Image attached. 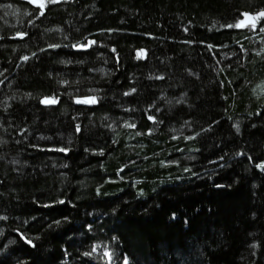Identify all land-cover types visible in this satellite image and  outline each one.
Masks as SVG:
<instances>
[{
  "label": "trees",
  "instance_id": "1",
  "mask_svg": "<svg viewBox=\"0 0 264 264\" xmlns=\"http://www.w3.org/2000/svg\"><path fill=\"white\" fill-rule=\"evenodd\" d=\"M42 3L0 0V264H264V0Z\"/></svg>",
  "mask_w": 264,
  "mask_h": 264
},
{
  "label": "snow or ice",
  "instance_id": "2",
  "mask_svg": "<svg viewBox=\"0 0 264 264\" xmlns=\"http://www.w3.org/2000/svg\"><path fill=\"white\" fill-rule=\"evenodd\" d=\"M30 2L35 3L36 0H30ZM39 7H41V8L44 7V4H43V3H40V4H39ZM244 15H245L246 17H248V23H249L251 26L255 27L257 20H264V9H260V10H258V11L255 13V15H251V14H249V13H244ZM262 31H264V29H262ZM51 47H54V46H51ZM73 47H76V45H73ZM80 47H84V46L81 45ZM25 59H27V58H25ZM126 94H127V93H126ZM77 102H80V101H77ZM84 102H85V103H95V98H92L91 100H86V101H84ZM43 103L50 104V103H55V101H54V100H47V99H45V100L43 101ZM149 119H153V117H149ZM78 127H79V126H77V128H78ZM61 150L64 151V149H61ZM217 187H223V185H217ZM61 203H63V201H61ZM65 219H67V218L65 217ZM56 223H59V221H56ZM26 243L29 244V245H32V244H33L32 240H30V239L26 240ZM33 246H34V245H33ZM85 255H91V254H90V253H86ZM105 255L108 256L109 260L111 261V259H112V255H113V254L110 253V252H106ZM124 264H128L127 257H125V259H124Z\"/></svg>",
  "mask_w": 264,
  "mask_h": 264
},
{
  "label": "water",
  "instance_id": "3",
  "mask_svg": "<svg viewBox=\"0 0 264 264\" xmlns=\"http://www.w3.org/2000/svg\"><path fill=\"white\" fill-rule=\"evenodd\" d=\"M20 1L26 2V3H28L31 6H38L39 7V4L42 3L43 0H36L35 3L30 2V0H20ZM80 46L81 45H77L76 47H74V50H76V51H83V50H87V48H88V45L87 44L86 45H83L84 47H80ZM45 99H47V100H54L51 97H44V98H42V104L43 105L49 106V105L55 104V103H50V104L43 103V101ZM86 99L87 98H79L77 101H80L79 103H84V101H86Z\"/></svg>",
  "mask_w": 264,
  "mask_h": 264
},
{
  "label": "rangeland",
  "instance_id": "4",
  "mask_svg": "<svg viewBox=\"0 0 264 264\" xmlns=\"http://www.w3.org/2000/svg\"><path fill=\"white\" fill-rule=\"evenodd\" d=\"M106 252L111 253V251L106 246L95 245L93 248L94 254H101L107 264H112V259L111 261L109 260L108 256L105 255Z\"/></svg>",
  "mask_w": 264,
  "mask_h": 264
}]
</instances>
